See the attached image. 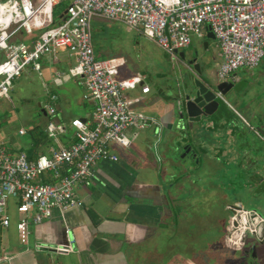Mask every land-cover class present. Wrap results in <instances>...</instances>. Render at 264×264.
Returning a JSON list of instances; mask_svg holds the SVG:
<instances>
[{
	"label": "crops",
	"instance_id": "crops-1",
	"mask_svg": "<svg viewBox=\"0 0 264 264\" xmlns=\"http://www.w3.org/2000/svg\"><path fill=\"white\" fill-rule=\"evenodd\" d=\"M116 26L117 23L103 19H94L91 22V29L94 28L97 34L109 32L114 36L118 33V30L115 31ZM208 32L209 30H205L204 37L194 41L206 40ZM30 39L32 38L24 33L17 37L19 41L28 42ZM194 41L188 48L191 53L195 51L191 49ZM94 52L96 55L95 47ZM217 57L218 79L220 51ZM74 64V58L62 50L58 60H45L39 72L31 69V74L34 73L41 81V97L49 101V95L58 96L57 120L68 126L67 134L62 135L58 142L47 136L45 128L49 116L39 102V97L34 102L38 109L39 124H34L29 130L21 126L15 128L14 133L25 137L24 139L11 136L8 129L4 130L0 126V148H5L14 156L25 153L28 158L31 156L36 160L40 156H49L52 147L68 146L74 141L75 130L70 127L71 121L75 118L90 119L94 107L92 103L84 101V91L82 96L77 93V88H82L75 80L56 77V72L65 71ZM259 67L264 74V61ZM135 75H141L147 84V78L140 73L119 72L118 77L126 79ZM208 77L212 78V74L207 73L205 79L208 80ZM151 93L150 87L148 94L143 95L137 90L129 92L128 96L132 99L138 98L139 101L132 104V108L157 121L161 126L160 130L156 127L143 131L129 130L128 135L132 140L130 146L113 147L119 161L98 163L93 168L91 184L77 186L75 191L83 202L82 208L66 212L54 210L49 220L38 226L31 225L29 242L23 245L17 232V223L21 216L16 211L17 203L10 201L11 223L8 228H3L0 223V264H134L146 251L168 257L166 264L213 262L202 261L201 253L210 247L214 235L226 246L222 231L226 233L228 221L221 220L220 226L223 229L215 234L214 226L211 228L207 224L203 226L199 223L198 227L199 220L197 222L196 217L192 219L191 214L182 217L178 213V206L191 203V196L186 187L192 188L198 182H205L206 185L208 181L212 182L215 176L218 180L224 177L230 180L229 173L236 168L240 174L239 181L255 179L253 192L261 197L259 200H264V150L262 153L258 148L248 145L245 138L238 135L237 124L229 122L224 116L213 117L217 112L207 117L209 121L205 124L200 121L188 126V123H193L188 120L182 123L177 113L176 98L184 94L183 90L179 89L176 93L169 90L165 93L158 91L154 95ZM73 103L85 105L87 112L84 114L74 111ZM229 109L231 113L235 112L232 108ZM234 114L238 115L241 122L247 123L241 115L236 112ZM17 120L11 121L10 124L14 125ZM184 128L186 132L183 131ZM261 129L264 130V126ZM20 130H24L26 134L20 135ZM152 131L158 132L157 145L160 144V149L155 143L151 144V138L155 137ZM260 142L264 145L263 138H260ZM187 149H190L189 152ZM147 158H150V163L145 161ZM235 177L237 176L233 178ZM42 181L54 180L48 173ZM184 191L187 192L186 200L181 198V192ZM172 206H176L175 210ZM239 206L242 207L238 204ZM260 214L264 216L263 212ZM184 220H188L192 227L183 224ZM179 236L183 248L177 255L176 248L181 244L175 245L170 241L166 247L162 245L161 248L158 242V238ZM197 242L199 244H196ZM242 256L248 264H264V245L256 252L247 255L243 253ZM242 263L243 261L237 262Z\"/></svg>",
	"mask_w": 264,
	"mask_h": 264
},
{
	"label": "built area",
	"instance_id": "built-area-1",
	"mask_svg": "<svg viewBox=\"0 0 264 264\" xmlns=\"http://www.w3.org/2000/svg\"><path fill=\"white\" fill-rule=\"evenodd\" d=\"M64 2V12L56 17L54 11ZM94 19L123 24L178 61L177 51L188 49L209 30L220 51L221 81L235 78L239 69H256L264 61V0H0V53L4 55L0 101L10 96L27 68L39 72L45 60H58L64 50L75 64L56 72V77L75 80L84 91V101L94 105L90 119L71 121L74 141L52 147L49 156L30 160L25 153L14 156L0 148V223L9 227V203L14 200L23 245L29 242L31 225L49 220L54 210L83 207L77 186L91 184L98 163L119 161L113 147L130 146L129 130L161 128L132 108L139 100L130 98L129 92H150L144 78L119 79L126 65L123 57H96L90 33ZM23 33L32 39L17 40ZM57 102L58 96L51 94L45 107L49 116L45 133L54 142L68 130L57 120ZM48 173L53 182L42 181Z\"/></svg>",
	"mask_w": 264,
	"mask_h": 264
},
{
	"label": "rangeland",
	"instance_id": "rangeland-1",
	"mask_svg": "<svg viewBox=\"0 0 264 264\" xmlns=\"http://www.w3.org/2000/svg\"><path fill=\"white\" fill-rule=\"evenodd\" d=\"M66 5L67 3L64 2L58 7V11H54L56 17L64 12ZM117 30L118 33L113 36L109 32L97 34L94 28L90 29L97 58L105 60L123 57L126 60V65L120 69V73H140L145 76L147 84L152 89V95L157 94L158 91L165 93L167 90L172 93L178 92L179 89L183 90L184 93L188 92L189 85L191 84L190 76L193 74L188 71L189 69L183 64L181 59L179 61L172 60L170 56L152 42L138 36L135 31L129 32L130 29H127L123 24L117 23L115 31ZM205 43H208L207 49H204ZM191 49L195 51L203 49L206 52L205 54L209 56H217L219 53L216 42L208 39L194 41ZM187 51L189 49L184 52ZM3 60L4 55L0 53V62ZM22 77L15 81L9 98L0 101V126L4 130L8 129L11 136L24 139L25 137L14 133L16 131L15 128L21 126L29 130L33 128L34 124H39V119H37L38 109L34 105V102L43 93L41 81L34 73L31 74V68H27ZM236 83L232 92L223 97L221 107L213 117L224 116L229 122L237 124L238 135L245 138L248 145L254 146L253 148H258L262 152L264 145L260 142L261 136L258 132V129L264 126V74L262 68L258 66L253 70L239 69L236 72ZM77 89L79 90L77 93L82 96L83 90ZM39 102L46 107L48 99L41 97V99L39 98ZM72 108L76 112L79 111L84 114L87 112L85 105L73 103ZM229 108H232L236 113L241 115L247 123L241 122L238 115L234 114L235 112L231 113ZM14 120H17L14 125L10 124ZM207 121L209 120L206 117H203L201 120L204 124ZM193 125L194 123H188V126ZM183 131L186 132L185 128ZM152 134L155 137L151 138V144L155 143L158 149H160V144L157 145L158 132L152 131ZM145 161L150 163V158H147ZM159 163L161 164V162ZM229 174L230 180L226 177L218 180L217 176H215L214 180L212 182L208 181L206 185L205 182H198L192 188L187 186L186 191L188 194L190 193L191 203L187 206L179 205L178 213L182 217L186 216V214H191L192 219L196 217L197 222L199 220L198 227L199 223L203 226L207 224L211 228L214 226L215 234L218 233L217 231L221 232V229H223L220 226V221L223 219H227L228 223L226 225L228 228L229 220L233 215L231 208L237 207L238 204L242 205L246 210H259L264 213V200H259L261 197L257 196L253 192L254 189H252L255 186V179H250L247 182L239 181L238 175L240 174L237 173L236 168ZM234 176L237 177L233 178ZM220 177L221 175L218 176V178ZM187 192H181L183 200H186ZM171 208L175 210L176 206L174 208L172 206ZM182 223L192 227V224L188 220H184ZM185 227L192 230L189 226ZM223 231L222 233L226 236V233ZM216 236L214 235L213 240H211L209 248L202 251V253L199 251L202 261L211 260L213 261L211 264H237L238 261H243L242 264L249 263L245 262L241 249L236 247L228 249L223 242L220 243L221 240L219 241ZM180 237L166 238L167 240L158 238V242H160L161 248L162 245L166 247L170 241L175 243V245H180L182 243H180ZM224 241L225 243L227 242L226 240ZM196 244H199V242ZM182 248V244L176 248V255ZM208 250L209 252L206 253ZM168 259V257L164 258L163 254L146 251L142 253L140 259L134 261V264H166V261H169Z\"/></svg>",
	"mask_w": 264,
	"mask_h": 264
},
{
	"label": "water",
	"instance_id": "water-1",
	"mask_svg": "<svg viewBox=\"0 0 264 264\" xmlns=\"http://www.w3.org/2000/svg\"><path fill=\"white\" fill-rule=\"evenodd\" d=\"M207 39L215 41V36L211 31L207 34ZM208 43H205L204 49H207ZM179 58L183 64L189 69L193 75L190 76L189 89L187 93L181 94L176 98L177 113L179 118L184 122H200L203 117H209L218 111L221 101L228 92L232 91L235 87L233 82L221 81L215 78L202 79V71L199 64H195L194 60L187 62L185 53L177 51ZM187 63V64H185ZM42 113L46 115L45 111ZM84 120V119H83ZM261 138L264 139V130L258 129ZM190 149H187L189 152ZM232 217L229 220L228 228L232 227L230 232V239L226 240V247L232 249L236 247L242 248V240L237 241L239 236H246L249 238H259L264 240V218L256 211L248 212L249 215H245V220L241 219L240 215L242 210L240 207H232ZM239 212V213H238ZM234 248V249H236Z\"/></svg>",
	"mask_w": 264,
	"mask_h": 264
},
{
	"label": "flooded vegetation",
	"instance_id": "flooded-vegetation-1",
	"mask_svg": "<svg viewBox=\"0 0 264 264\" xmlns=\"http://www.w3.org/2000/svg\"><path fill=\"white\" fill-rule=\"evenodd\" d=\"M184 53H185V57H186L187 62L194 60L195 64L197 63L200 65L203 80L205 79V76L207 73H211L212 77L217 79L216 78V63L218 61L217 56H209V55L205 54L206 52H204L203 49L200 51H193L192 53H191V51H187ZM185 64H187V63H185ZM227 81L233 82L236 86L235 78H230ZM230 92H232V91H230ZM230 92H228V94ZM240 209L243 211V212H240L241 213L240 217H241V219L245 220L246 219L245 218V212L248 213L251 211L246 210L243 207H240ZM258 214H260V213L258 212ZM231 230H232V227L227 228L225 240L228 239V240L232 241V239H230L231 238L230 237L231 236L230 235ZM241 240H242L241 252L246 254V255L249 253H252V252H256L260 246L264 245V240H261L259 238H252L251 236L249 238H247L246 236L243 237L242 235H240L237 241H241Z\"/></svg>",
	"mask_w": 264,
	"mask_h": 264
},
{
	"label": "trees",
	"instance_id": "trees-1",
	"mask_svg": "<svg viewBox=\"0 0 264 264\" xmlns=\"http://www.w3.org/2000/svg\"><path fill=\"white\" fill-rule=\"evenodd\" d=\"M56 10L58 11V8H57ZM56 10H55V11H56ZM62 13H63V12H62ZM62 13H60V15H62ZM55 16H56V15H55ZM29 159H30V160H34V158H32L31 156H29Z\"/></svg>",
	"mask_w": 264,
	"mask_h": 264
}]
</instances>
